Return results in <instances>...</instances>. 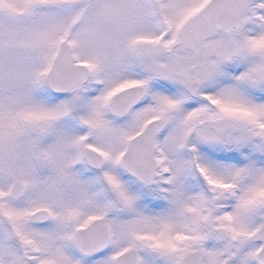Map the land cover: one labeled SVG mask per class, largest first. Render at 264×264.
Wrapping results in <instances>:
<instances>
[{
	"label": "snow or ice",
	"instance_id": "6c2138e0",
	"mask_svg": "<svg viewBox=\"0 0 264 264\" xmlns=\"http://www.w3.org/2000/svg\"><path fill=\"white\" fill-rule=\"evenodd\" d=\"M0 264H264V0H0Z\"/></svg>",
	"mask_w": 264,
	"mask_h": 264
}]
</instances>
